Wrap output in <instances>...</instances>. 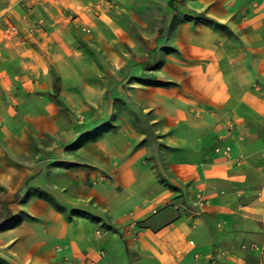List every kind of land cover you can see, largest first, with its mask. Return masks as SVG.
<instances>
[{
    "label": "crops",
    "instance_id": "1",
    "mask_svg": "<svg viewBox=\"0 0 264 264\" xmlns=\"http://www.w3.org/2000/svg\"><path fill=\"white\" fill-rule=\"evenodd\" d=\"M0 183V264H264V0H0Z\"/></svg>",
    "mask_w": 264,
    "mask_h": 264
},
{
    "label": "rangeland",
    "instance_id": "2",
    "mask_svg": "<svg viewBox=\"0 0 264 264\" xmlns=\"http://www.w3.org/2000/svg\"><path fill=\"white\" fill-rule=\"evenodd\" d=\"M155 17L158 16V14H153ZM60 102L61 99H59ZM62 113L61 117V137H68L71 138L74 136V131L71 130V122H69L71 115L66 113L67 108L65 106H62ZM121 114L123 115L124 123L133 124L137 129H140L144 132L145 138L142 142V144L151 147V151L153 153L157 152L159 156V162L157 164L153 165V172H149V174L144 175L145 185H150L148 192L154 191L157 186H165L168 187L171 190H178V188L170 182V179H168V176L170 177V173L166 171V167L163 163L164 156L162 155V150L164 148L163 142L159 140L158 132L156 129V125H153L149 123V118L147 116H141L138 112L131 108H126V110L121 111ZM105 130V127L101 128L100 126H96V128L91 129V131H88L86 133L81 134V138H84L86 140L96 139L101 133ZM51 140L52 135L46 134L45 136L41 137L40 139L34 137L32 147L30 148V154L27 155L29 157L30 155H36L37 153H41L44 156L50 155V152L53 150L51 149ZM66 151H64L62 154L73 156L75 155V149L72 146V144H68L66 146H63ZM154 154L149 155L146 158V161L149 162L151 158H155ZM162 165V168L160 169V164ZM159 165V166H158ZM155 187H154V186ZM153 186V187H151ZM7 192V187L4 184L0 183V202L2 205V210L0 211V221L9 219L10 216V208H9V202L8 201H2V195ZM16 199H20L19 197Z\"/></svg>",
    "mask_w": 264,
    "mask_h": 264
},
{
    "label": "built area",
    "instance_id": "3",
    "mask_svg": "<svg viewBox=\"0 0 264 264\" xmlns=\"http://www.w3.org/2000/svg\"><path fill=\"white\" fill-rule=\"evenodd\" d=\"M220 149V148H219ZM228 151H226V153H227ZM194 243V241H191V244H193ZM213 264H217L215 261L213 262Z\"/></svg>",
    "mask_w": 264,
    "mask_h": 264
}]
</instances>
